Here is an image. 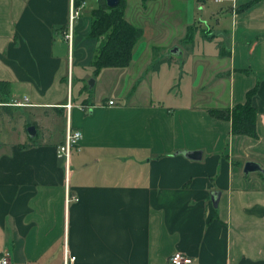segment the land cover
<instances>
[{"label":"crops","instance_id":"0c3cea01","mask_svg":"<svg viewBox=\"0 0 264 264\" xmlns=\"http://www.w3.org/2000/svg\"><path fill=\"white\" fill-rule=\"evenodd\" d=\"M84 1H74L81 14L70 43L72 0H0V81L9 82L0 101L56 112L60 128L48 133L36 119L35 136L27 128L25 140L0 143V255L10 264H170L179 251L193 264H264V172H244L249 161L264 169V0H127L126 18L143 37L129 66L103 68L93 82L112 74L123 86L95 96L87 90L99 40L88 36ZM197 9L214 16V33L201 21L222 47L221 63L212 72L198 65L194 85L217 91L200 96L213 102H174L153 86L155 58L141 61L181 47ZM257 85L258 139L233 135L230 121L209 113L244 102ZM68 104L83 137L67 166L59 146ZM198 150L200 160L179 154ZM67 188L77 197L68 205Z\"/></svg>","mask_w":264,"mask_h":264},{"label":"rangeland","instance_id":"374dc122","mask_svg":"<svg viewBox=\"0 0 264 264\" xmlns=\"http://www.w3.org/2000/svg\"><path fill=\"white\" fill-rule=\"evenodd\" d=\"M164 4V3H163ZM162 4V6H163ZM168 5L167 3H165ZM96 2L95 0H88V5L83 10L84 15L89 20L91 18V14L93 8L95 7ZM161 6V5H160ZM174 4L170 3V6H166V8L173 7ZM131 14L134 16L135 20L138 22V12L139 7L135 5V3L131 4ZM197 22L196 25L191 27V31L189 30V37L185 34L182 35V40H179L181 47L174 46L173 48L169 49V51H152L151 54H147L145 58L141 61L144 63L148 59L155 58L154 62L151 65V73L156 72V76L158 78H152L154 82L155 90H161L164 92L166 96L170 99H173L174 102H183L189 103L193 102L194 104H201V103H209L213 102L211 99L213 95H210V99L207 101L201 100L203 94H210L212 92L216 93V85L212 86L208 90H203L202 88H195L194 82L197 80V67L200 64H203L207 67V63L212 66L210 72L217 68L218 63L220 64V60L216 55L219 54L218 48L221 45L220 39L214 38H207L206 33L207 29L213 28V33L218 29L217 21L214 16L208 14V16L202 18V15H206L204 11L197 9ZM204 19L208 21L209 26H206L201 20ZM87 22V21H86ZM180 23V22H179ZM177 26L172 28V32L176 33L177 30H180ZM166 30V29H165ZM170 32L169 35L172 33ZM179 32V31H178ZM87 35V34H86ZM90 34H88L89 36ZM84 35L82 34V37ZM88 36L84 41L87 40ZM175 36L178 35H171V39H176ZM170 38V37H169ZM224 39V37H222ZM222 39V40H223ZM178 47L177 53H171V50ZM83 48H87V46H83ZM207 61V62H206ZM158 63V64H157ZM226 65V62H225ZM221 66V65H220ZM162 70L160 73L159 70ZM91 71H93L92 77L89 78V82L92 80L94 83L96 82L95 72L92 67H90ZM76 70V69H75ZM72 72V71H71ZM209 72V71H208ZM206 72L205 78H209V73ZM112 74H108L105 76V80L99 78L98 84H94L92 88L89 90L87 87V92H89L92 96H95L97 93L108 90L107 88L110 87L109 85L116 82L118 87L123 86V82L121 79L115 81L113 79ZM150 79V78H149ZM88 82V84H89ZM77 82H75V96L78 95L77 91ZM207 86V84L205 85ZM219 87V86H218ZM168 100V99H167ZM169 102V100H168ZM12 109H5L0 107V143L1 144H13L14 141H23L26 138L27 128L33 125V120L38 119L43 124H46L49 130L48 133L58 135V128L59 119L55 116L56 112L49 115H40L39 113L33 114L31 111L20 112L18 110L15 111ZM24 113L26 116L28 115L29 123H26V118L24 117ZM22 115V116H20ZM42 128H45L42 125Z\"/></svg>","mask_w":264,"mask_h":264},{"label":"trees","instance_id":"16d2710c","mask_svg":"<svg viewBox=\"0 0 264 264\" xmlns=\"http://www.w3.org/2000/svg\"><path fill=\"white\" fill-rule=\"evenodd\" d=\"M75 1L76 4L81 2V0ZM143 1L148 2L150 0ZM126 2L127 0H120L117 6L109 7L106 0H99L98 6L92 11L90 36L99 40V46L92 62L96 75L103 68H125L129 66L133 59L135 47L143 37V29L126 18ZM252 3L246 6L248 7ZM8 87L9 82L0 81V95L5 96ZM258 87L257 85L247 92L244 102L237 103L233 107L211 108L209 113L216 118L230 121L233 135L258 139L257 120L259 111L254 104ZM0 102L4 103L1 107L11 109L10 105H7L10 102L8 98H4ZM35 124L37 123L35 122ZM35 144L34 140L30 139L29 143L22 144L21 147L27 148Z\"/></svg>","mask_w":264,"mask_h":264},{"label":"built area","instance_id":"2783aa9c","mask_svg":"<svg viewBox=\"0 0 264 264\" xmlns=\"http://www.w3.org/2000/svg\"><path fill=\"white\" fill-rule=\"evenodd\" d=\"M74 1L75 0H72L70 19H69V32H67V34H66V37L70 43L72 42V39H73V27H72L73 22L81 14L80 8L85 5L84 0L81 2V7L77 6ZM218 1H220V0H218ZM109 102H110V104H114V100H110ZM22 104H24V103H22ZM67 108H68L69 112H68V120H67V125H66L65 140L59 146V148H60L61 152L64 153L66 163L68 166L72 151L79 146V142L81 141V139L83 137V132L81 129L75 128L72 125V122L70 120L71 104H68ZM66 199H67V205L72 200L77 199V197H75L71 194L69 188H67V190H66ZM71 259L75 260V257L72 256ZM0 264H10L8 257L0 255ZM170 264H193V258L189 257L187 255H184L183 253L177 251L171 256Z\"/></svg>","mask_w":264,"mask_h":264},{"label":"water","instance_id":"95a60500","mask_svg":"<svg viewBox=\"0 0 264 264\" xmlns=\"http://www.w3.org/2000/svg\"><path fill=\"white\" fill-rule=\"evenodd\" d=\"M107 5L109 7H115L120 3V0H106ZM178 50V47L174 48L171 50V53H177L176 51ZM94 81H90V85H93ZM28 132L31 137L35 136L37 133V128L35 125H31L28 127ZM179 154H183L184 156L194 159V160H200L203 156L202 151H180ZM244 172L246 174L253 173V172H264V169L262 166L254 161H249L245 164L244 166Z\"/></svg>","mask_w":264,"mask_h":264}]
</instances>
